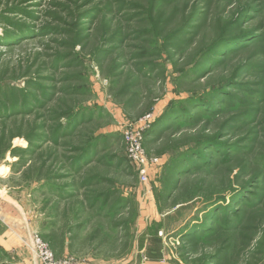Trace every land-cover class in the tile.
<instances>
[{
    "label": "rangeland",
    "instance_id": "374dc122",
    "mask_svg": "<svg viewBox=\"0 0 264 264\" xmlns=\"http://www.w3.org/2000/svg\"><path fill=\"white\" fill-rule=\"evenodd\" d=\"M146 230L264 264V0H0V264L144 262Z\"/></svg>",
    "mask_w": 264,
    "mask_h": 264
},
{
    "label": "built area",
    "instance_id": "2783aa9c",
    "mask_svg": "<svg viewBox=\"0 0 264 264\" xmlns=\"http://www.w3.org/2000/svg\"><path fill=\"white\" fill-rule=\"evenodd\" d=\"M155 120V115L147 116L144 124L140 127H137L138 131H141L142 133L144 131L147 132L150 127H152ZM141 139L142 136L140 133L137 135H134L133 133H126L124 138L128 145L129 158L136 161L137 163H143V157L140 155L141 147L137 144L139 141H141ZM34 247L36 248L35 250L42 264H81L71 257L57 259L54 252L38 236H36Z\"/></svg>",
    "mask_w": 264,
    "mask_h": 264
},
{
    "label": "crops",
    "instance_id": "0c3cea01",
    "mask_svg": "<svg viewBox=\"0 0 264 264\" xmlns=\"http://www.w3.org/2000/svg\"><path fill=\"white\" fill-rule=\"evenodd\" d=\"M10 231H6L4 234H5V237L8 236V239H11L13 241V238H14V236H16V234L13 232H10ZM146 236L149 239L146 240V244H144L142 250L146 251V253L148 254L149 260L142 262L139 258V259H136V261L133 264H167L166 256H163V247L164 246L162 248H159V247L157 248V245L152 244L154 237L159 236V234L156 235L155 233H153V231L146 230ZM11 240H9V241H11ZM15 241H16V239H14L13 243H15ZM158 242H160V240ZM11 245H10V243L8 244V242H7V245H5V246H6V248H9Z\"/></svg>",
    "mask_w": 264,
    "mask_h": 264
},
{
    "label": "trees",
    "instance_id": "16d2710c",
    "mask_svg": "<svg viewBox=\"0 0 264 264\" xmlns=\"http://www.w3.org/2000/svg\"><path fill=\"white\" fill-rule=\"evenodd\" d=\"M73 119V118H72ZM72 119H70V120H72ZM163 120V118H161V117H159L156 121H155V123H154V126H153V128L154 129H156V128H159V124H160V121H162ZM69 122H71V121H69ZM69 124V125H68ZM67 124V128L68 127H71L70 126V124H72V123H68ZM172 125V124H171ZM170 126V125H169ZM63 127H65V126H63ZM58 128H62V125H59V127ZM152 128V129H153ZM60 130V129H59ZM58 132V131H57ZM87 153V151L85 152V154ZM79 162V161H78ZM181 173H182V171H181V169H179V170H177V173H176V176L178 177V176H180L181 175ZM213 230V229H212ZM218 230L219 229H215V231L214 232H212V235L213 234H215V233H217L218 232ZM207 232V231H206ZM180 235H181V237L183 238V239H187L188 241L189 240H197V239H201V238H205V237H207L205 234H204V232H201V231H197V230H194L193 231V229H182L181 230V232L179 233ZM211 236V235H210ZM226 247L225 246H223L221 249H219V251H216V253H214L213 255H211V256H209V259H207V261L204 263V264H217L218 262L220 263L221 262V260H222V256H223V251H224V249H225ZM184 249H185V252L187 253V252H189V246L188 245H186V246H184Z\"/></svg>",
    "mask_w": 264,
    "mask_h": 264
}]
</instances>
